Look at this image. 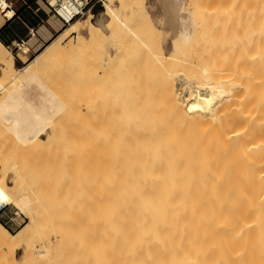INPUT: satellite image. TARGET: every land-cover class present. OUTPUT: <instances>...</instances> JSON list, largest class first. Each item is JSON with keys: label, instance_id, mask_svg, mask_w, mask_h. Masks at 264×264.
<instances>
[{"label": "bare ground", "instance_id": "1", "mask_svg": "<svg viewBox=\"0 0 264 264\" xmlns=\"http://www.w3.org/2000/svg\"><path fill=\"white\" fill-rule=\"evenodd\" d=\"M117 1L104 0L102 5L104 11L95 15L94 22L92 21L94 15L89 13L91 11L87 12L88 17L84 21L80 18L70 21L62 27L57 38L47 43L44 49L37 52L35 57L21 68L16 67L13 54L0 40V68L5 78L11 77L15 86L8 93L7 100L13 111L20 115L22 122L28 127L35 124L52 126L49 115L54 114L49 106L50 99L42 98L32 80L38 78L41 68L49 58L61 53L62 44L66 39L72 35L76 36V42L71 49L74 52L82 50L89 44H99L111 36H116L120 30L119 24L121 27L125 26L128 32H133L132 23L127 22L126 18L125 21L117 10ZM189 1L188 4L197 2V7L200 6L203 11L204 7L208 9L209 11H205L209 12L206 14L207 18L211 13L208 4L212 3L216 4L215 8L211 6V9L216 10H213L215 15L217 11L220 13V10H224L221 12L222 15L228 16L226 12L232 8L230 13L231 17H234L228 16L232 25H235L233 23L235 19H238L237 26L246 22L242 21L243 17L246 19V13L242 11L247 8L242 9L240 15L235 13L238 10H233L236 6L239 7V0L235 1L236 6H232L234 0L230 2L226 0L231 3V6H228L230 10L225 7L228 2L224 6H219L223 4V0H219L221 4L217 1L213 3V0H203L204 2L200 0L202 6L198 5V1ZM131 2L141 8L138 22L133 21L141 29H137L138 33L135 30V33L139 34V30L143 29L146 32L144 38L156 35L158 38V32L161 30L145 11V0ZM165 2L163 21L169 28L172 54L177 53L178 55H175L177 58L184 53L185 46H190L195 34L198 36L199 33L205 32L204 26L211 28V25L207 24L209 21L211 24H218L221 18L217 15L219 18H215L218 21L213 20L215 23L208 18L209 21L205 25L202 20L204 17L198 15L200 20L196 15L199 10L194 4L193 7L189 4L197 11L193 9L196 13L194 16L197 22L196 33L188 27L180 33L179 23L186 16L180 0ZM204 3L206 6H203ZM245 3L246 1L244 4L241 3L242 8H245ZM127 5L126 9L128 6L131 8V4ZM246 5L249 9L251 3ZM8 6L7 0H0V7L4 8L3 15H0V26L13 16V10L7 9ZM248 9L245 11L247 14L250 11ZM252 9L254 10L249 14L259 11L257 15L259 13L260 17L262 13L260 25L258 21L255 22L257 15L253 21L252 13L250 14L252 16L249 15L251 18L247 15V21L255 23L253 40H247L246 44L250 52L249 49L246 50L249 53L248 57L246 51L242 56L237 52L238 56H241L238 59L244 55L243 58H246L244 60L248 61L245 64L246 66L249 64L247 70L238 60L233 64L232 59L237 58V53L235 55L233 51L235 47L230 50L222 46L227 45L231 48L230 45L236 42L231 39V35L237 28L236 26L232 28L231 21L229 23L226 16L228 20L224 22L223 27L221 23L218 24L220 29H217L221 30L220 36H227L229 33L227 31L233 29L228 37L234 43L230 41V45L225 44L226 36V39L221 37L225 43L214 37L219 31L212 25L213 30H217L212 31L213 35L216 33L212 37L219 40L221 46L217 41L216 45L215 41L212 42L215 47L211 46L213 38H207L210 40L208 44L203 38L204 35L199 34L202 38L199 41L202 42L193 48V44L199 42L196 41L190 47L195 51L198 46L200 49V45L205 44L201 47L208 49L209 46L206 44L210 45V48H213L210 58L213 57L214 60L207 58L209 61L202 64L198 59L192 61L194 58L188 57L191 59L188 61V67L198 66L195 68L199 70L196 71L194 68L195 72L191 69L192 71H186V74L173 72L179 76L177 88L173 73L169 74L168 71L169 78L172 76L174 82L172 85L169 84L171 87L166 85V88L164 85L160 91L173 111V115L169 114L168 121H159V116L154 115L152 111L153 116L150 113L151 116L141 115L142 121L140 118L139 122L132 118L135 123L127 121L124 126L131 125L129 128L103 132L101 147H94L92 152L89 147L88 152L83 148L87 153L85 156L87 159L91 158L92 153L91 164L88 162L87 167L84 160L78 161L79 156L77 161L73 159L77 166V178H90V185L87 183L90 186L88 201L90 226L88 236L81 232L76 237L75 258L84 257L86 264H264V0H254ZM130 13L132 17L133 14ZM248 22L246 23L249 26ZM225 23L231 27H227ZM221 28H226V31ZM222 30L227 34L222 35ZM150 31H156L158 34L152 33V36ZM141 40L143 44V38ZM147 45L149 44L145 46ZM160 47H157L159 54L154 53L157 54V58L158 56L161 58L156 59H167L160 62L161 65L165 61L163 64L167 67L168 62H171L172 58L175 59V56L172 57L171 53L165 52L164 47ZM225 49L229 52L228 55L225 54ZM184 57L178 59V62L179 60H182L181 64L185 62L183 60L187 57ZM174 61L175 63H171L175 66L177 60ZM186 63L187 59L184 64ZM160 65L157 67L158 70ZM164 73L166 75V72ZM162 82L161 84L165 83L164 80ZM143 119L149 121L143 122ZM60 151L65 154V159L67 154L71 153L69 148ZM69 155L72 158L73 155ZM7 186L0 165V209L12 201ZM31 190L32 196L24 193L17 197L21 208L25 209L29 216V222L16 234L11 233L0 223V249H9L13 244L24 249L23 242L32 234L39 222L38 211L35 209L41 207L42 211L48 210L47 205L41 204L46 193L38 192L35 187ZM64 237L65 232L57 233L55 247L51 251H46V256L57 255L64 249ZM24 254L26 259L29 255L26 248ZM19 261L23 260L20 258Z\"/></svg>", "mask_w": 264, "mask_h": 264}, {"label": "rangeland", "instance_id": "2", "mask_svg": "<svg viewBox=\"0 0 264 264\" xmlns=\"http://www.w3.org/2000/svg\"><path fill=\"white\" fill-rule=\"evenodd\" d=\"M118 1L116 3V6L120 15H123L121 17H123L125 21L127 19V22L129 21L130 24L132 23L133 32L135 33V30L137 32L138 31L137 29L138 28L141 29V28L134 23H137L139 20L138 18H140V10H141L140 6L138 5L137 8L133 4L134 2H131V0H126V1L122 0L123 3L120 0ZM155 1L156 0H145V9H146L145 11L152 17L158 29L159 26L165 29V30L160 29L161 31L158 32L159 34L161 33L160 35L156 33V31L154 32L150 31L151 34L152 33L154 35L155 33L158 34L159 36L158 38L157 35L151 38L149 35H147L149 37L144 38V33L146 34V32L143 29H142V31H144L143 33L142 31L139 30V34H137L138 33L137 32L135 33L136 34L135 35L133 34V32L131 33V31L128 32L129 30H126L125 26L123 27L122 25L121 27V24H119V29H120L119 34L113 36L114 38L111 36V38H107L102 43L89 44L82 50H78L74 52L71 49L73 48L76 42V36L72 35L63 42L62 44L63 50L61 51V53L47 60V62L41 68L38 78L32 80V83H34V87L41 93L43 99H50L49 106L51 108L52 113L54 114V115H49L52 121L51 127L48 126L44 127V126H40L39 124H35L32 127H28L26 123L22 122L20 115L13 111V109L9 104V101L7 100L8 93L15 86L12 84L11 77L5 78L0 68V90L3 91V92L0 91L1 172L3 173L5 181L8 185L7 187L9 189V193L12 197V201L9 202L8 204H13L12 206H16L20 208L24 212L25 216H27L25 217L26 219L25 223L20 228L15 226L16 228L15 227L11 228L10 232L16 234L30 220L25 209L21 208V205L18 202L19 200L17 199V197H19L21 194L24 193L29 196H32V190H31L32 187H35L38 192L46 193L47 197L45 195L43 196L41 204L44 203L43 205H47V209H48L47 211H42L43 208L41 207L35 209L36 211H38L37 214V219L39 221L38 225H36L32 234L22 244L24 246V249L26 248L29 251V255L26 256V259H24L25 257L24 249L17 244H13L9 249H4V250L0 249V264H86L84 257H81V259L75 258V254L77 252V248L75 247V244H76V237L78 236L79 233L83 232V234H87L88 236V229L90 226L89 224L90 206L88 204L90 186L88 185H90L89 182L90 178L88 177L77 178V166L76 163L73 161V159H75L76 161L78 158H79L78 161L84 160L85 166L87 167L88 162L91 164L90 159L92 158V153H91V158L87 159L85 157L87 153L85 152L86 151L88 152L89 148L92 152V149L94 147H101V145L103 144L102 143L103 132L109 130L117 131L119 129L122 130L124 128H129V126L131 125L124 127L125 123L127 124V121L134 122V120L138 121L140 119H141L140 121H142V118L140 117L142 116L144 117L146 114L148 116L149 113L151 114V111L153 112L154 115L159 116L158 119L159 121H163V122L168 121L169 116L173 115L172 114L173 111L170 109V106L165 100V97L161 96L163 94V92L162 94L160 92L163 89L161 87H163L164 85H165L164 87H166V85L167 87H171L169 86V84L172 85V82L174 81H175L174 83H176L175 84L176 87V85L179 82L178 74L180 73L186 74V71L190 72L191 69H193V72H195L194 68L195 67L198 68V66L195 67L191 66L190 68L187 65L189 64L188 61H191L190 59L191 57L192 59L194 58V60L192 61L199 60L198 62L202 64H205L204 62L209 61V59L211 60L213 59V57L210 58L211 54L213 53L212 52L213 48L212 47L210 48V45H208L210 41L208 39H210L212 36L216 34L215 33L213 35L212 31H214L213 30L214 28L217 29L219 27L218 24L221 23L223 27L224 22L231 17L230 12L232 11V8L231 11L226 12V14L228 13V16L230 15V17L226 15L228 17L227 20H226L227 17L223 16L221 13L224 10L223 11L220 10L221 11V12L219 11L220 13H218L217 11V15L221 17L218 21L215 19L217 15L214 14V11L216 10L211 9L213 6L215 8L216 4H212V3L208 4L210 6L209 9L211 10V13L208 15L210 17L208 18H211L212 21L213 20L218 21V24L217 23L211 24L206 16V14H208L209 12L205 13V11H209V10L208 9L206 10L204 7L205 11H203L199 8L200 6L197 7L196 5L197 4L196 1L199 2L198 5L201 4L200 0H195L196 3L194 2L189 3L192 7L195 5L194 7H196V9L199 10L198 12L199 14L198 13L196 14L195 13L196 9L193 8L195 9L194 11L191 8V6L188 4V2H190L189 0H180L182 9L186 13L185 18L182 19L181 22L179 23L180 33L184 32L185 27L190 28L194 33L197 28V22L194 16L197 15L198 17V15L200 14L201 17L202 16L204 17V19L202 18V20H204L205 25L207 21H209L207 24L209 26L211 25L212 29L204 26L205 32H202V34L205 36V37L203 36L205 42L208 41V44L206 45L207 47L209 46V49L206 47L205 48L201 47V46H205L204 43H203L204 45H200V49H198L199 46L196 48L195 51L194 49H191L190 46H192L194 42L196 41L198 42L199 40L202 39L199 36V34L201 33L199 34L197 33L198 36L195 34V38H193V42L190 44V46L188 45L185 46L183 49L184 53L182 52L183 54H181V52H179L181 55H179L180 58H177V56H175L177 53L172 54L171 51L172 48L170 47L171 46L170 45L171 40L169 35L170 32H169V28L164 24L163 15H162V19L157 17V13H156L157 7L154 6V4L156 3ZM158 1L162 3L163 6L164 3H166L165 0H158ZM215 1L221 4L219 0H213V3H215ZM235 1L236 0L233 1L234 5L232 3V6H236L235 3L237 2ZM245 1L246 3L249 4L251 3L252 6L254 4V0L252 2H250L251 0L248 2L247 0L244 1L239 0L240 3V5L238 3L239 7L236 6L235 9L233 8V10L235 11L238 10L237 12H235L236 14L240 15L242 9H246V8L248 9L246 3L244 5L245 8H242L243 6H241L242 5L241 3L244 4ZM227 2L228 1L223 0L222 1L223 4L219 6H224L226 5ZM229 2L225 7L231 6L230 5L231 3ZM103 3H100L93 11L89 12L94 15L92 18L93 22L95 19V15H98L104 11L102 6ZM124 3L128 5L131 4L130 5L131 8L127 5L128 7L126 9V4L124 6ZM259 3L260 2H258L257 4ZM187 4L189 5V7L187 6ZM204 5L206 6V3H204L203 6ZM208 5L206 8L209 7ZM251 5H250L251 9L250 8L248 9L250 11L254 10L252 9ZM163 6H162V11L164 13ZM3 10L4 8L0 7V15H3ZM129 11L132 12L133 18L130 16L131 13ZM192 11L194 12L192 13ZM245 11L242 12L244 14L246 13L245 15L246 19H244L245 17L243 18L241 17L243 20L240 19V17L238 18L239 20L242 21L245 20L246 22L249 21V20L247 21V15L248 17L253 15L254 18L253 16L252 18L251 17L250 18L251 20L252 19L255 20V16L257 15V12H259V11L253 12L254 14L251 12L252 15H250L251 14V13L249 14L250 11L248 12V14ZM212 13L215 15V17L213 16ZM244 14L241 15L244 16ZM261 15L262 13L260 14V17L256 16V20H255L256 23L257 21L259 22L258 23L259 25L261 22L260 21ZM200 16L198 18L201 20ZM219 16L217 17V19L219 18ZM87 17H88V13L85 14L83 17H80V19L81 21H84L86 20ZM257 18H259V20H257ZM235 20H237V22ZM235 20H233V23H235V25H232L231 19H229L228 22L230 23L231 21L232 28L234 26H236L235 28H237V29L233 28L234 30L231 29L234 31V33H232L231 35V39H234L236 41L235 42L236 46H234L235 45L234 41L231 40L230 37H228L231 30L227 31L229 33L226 36L224 35L225 32L223 31V30L226 31V28L225 29L221 28L223 29L222 35L224 36H220L221 30H218L220 29L218 28L217 30L219 31V33L217 32L216 34L218 37L216 35L214 37L219 38V40L221 39L222 41L221 37H223L224 39L226 36L227 38V41H225L226 43L224 41H222V43L230 45V41H231L234 43V45L233 44H232L233 46L230 45L231 48L227 47V45H222L223 47L226 46V48H229L230 50L232 49V47H235L233 48L235 55L237 52H240L239 54H241L242 56V54L247 52L246 56L248 57L249 53L246 50L249 48L248 45L246 46V44H247V40L249 39L251 41L253 40L254 37L253 27L255 23L248 22L250 24L248 26L247 23L244 22V24L243 23L241 24L244 27L243 26L240 27L241 25L237 26L238 19ZM226 23L225 25L230 28L231 25H227L229 23L227 24ZM212 25L214 26V28ZM246 25L248 27H246ZM123 30H125V32ZM61 31L62 30H60V32L57 34L55 38L59 36ZM206 34H209V36ZM155 37L159 40L157 41ZM197 37H199L200 39H198ZM214 37H212L213 40H211V46L215 47L217 39H214ZM142 38L146 44H149L147 45V47L145 46L146 44L144 42L142 44V40H141ZM228 39H229V43H228ZM219 40L217 41V44L221 46L220 43H218ZM156 41L158 43H156ZM201 42L199 41L198 43L193 44V48H195L194 45L200 44ZM212 42H214L215 45L214 43L212 45ZM150 46L152 49L149 48ZM160 46L164 47V50L167 54L171 53L172 57L173 55L175 56V59L172 58L173 61L170 59L171 62L174 63H175L174 60H177L175 66L174 63L168 62L169 64L167 63L168 65L166 67V64L164 65L163 63H165L167 59H161V60L159 59L160 61L157 60L160 57L158 56L157 58L156 56L157 54H159L158 53L159 51L157 50ZM219 46L218 49L220 48ZM44 47H42L40 50L44 49ZM148 48L151 50H149ZM250 48H252V46ZM8 49L11 51L12 54H14L11 48ZM153 49L156 50L153 51ZM210 49L211 51L209 52L208 50ZM40 50L32 51L30 55H24L22 53H19V56L24 61L23 66L29 63L35 57L37 52H39ZM154 52L157 54H155ZM225 54L228 55L229 52L226 51ZM231 54H233V52H231ZM184 56L187 58H185ZM236 56H237V58L235 57L236 60L234 58L232 59L233 64L238 60L241 62V66L245 70H247L249 64L247 66L245 65L247 64L248 61L246 62V60H244L246 59L243 58L244 55L242 58L239 59L238 57L241 56L240 55L238 56V53ZM183 57L185 58L183 61L186 62L187 59V63L184 64L185 62H183L182 63L183 66H182V64L180 63V61L182 60H179L178 62V59L181 58L183 59ZM207 58L209 59L207 60ZM163 60L165 61L162 62V64L164 65V67H166V70H164L165 68L162 66V64L160 65V62ZM249 63L251 64V62ZM158 64L160 65L159 70L157 68L159 66ZM23 66H20L19 64L18 66L16 65L17 68H21ZM154 68L158 72L156 70L154 71ZM198 70L196 69V71ZM159 71H161L162 73H160ZM168 71L170 72L169 74L178 71L177 75L173 73V78L175 77L174 81L172 79V76H170L171 78H169ZM164 72H166V75ZM167 76L169 79L168 78L166 79ZM162 80H164L165 82L164 84H161L163 83ZM166 81L169 83H167ZM153 114L151 115L153 116ZM145 118L147 119L148 117ZM146 119L145 120L143 119V122L149 121ZM64 148L67 149L69 148V150H71V153L69 154L73 155L72 158L70 157L69 154H67V158L65 159V154L60 151L61 149ZM83 148L84 149L86 148L87 150H85L84 152ZM11 210H13V208H11ZM80 212H82V214ZM0 218L2 219V217ZM58 232H65V237H64L65 247L64 249H61L60 253L57 255L54 254L52 256H46L47 253L45 252L48 250L51 251L53 247H55V243H56L55 238L57 237ZM20 258L21 260H23L22 262L19 261Z\"/></svg>", "mask_w": 264, "mask_h": 264}, {"label": "crops", "instance_id": "3", "mask_svg": "<svg viewBox=\"0 0 264 264\" xmlns=\"http://www.w3.org/2000/svg\"><path fill=\"white\" fill-rule=\"evenodd\" d=\"M7 1L9 3L7 9L13 10V16L0 26V40L11 50L13 43L24 39L27 40L31 52L38 51L54 39L63 27L62 22L52 13L47 0ZM155 2L157 17L162 19L163 4L158 0ZM159 29L163 28L159 26ZM13 53L16 55L13 54L15 64L23 66L24 61L19 53L14 51Z\"/></svg>", "mask_w": 264, "mask_h": 264}, {"label": "built area", "instance_id": "4", "mask_svg": "<svg viewBox=\"0 0 264 264\" xmlns=\"http://www.w3.org/2000/svg\"><path fill=\"white\" fill-rule=\"evenodd\" d=\"M103 2L104 0H47L52 13L62 22L63 26L76 18L83 17ZM12 51L24 55L32 53L27 40L24 39L13 43ZM12 205L7 204L0 209V217H2L0 222L9 230L15 226L20 228L25 223V217H27L20 208Z\"/></svg>", "mask_w": 264, "mask_h": 264}]
</instances>
